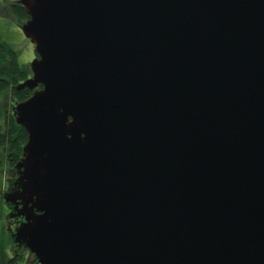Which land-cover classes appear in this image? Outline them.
<instances>
[{
	"label": "water",
	"instance_id": "1",
	"mask_svg": "<svg viewBox=\"0 0 264 264\" xmlns=\"http://www.w3.org/2000/svg\"><path fill=\"white\" fill-rule=\"evenodd\" d=\"M34 44L14 239L38 264H264V0H17Z\"/></svg>",
	"mask_w": 264,
	"mask_h": 264
},
{
	"label": "flooded vegetation",
	"instance_id": "2",
	"mask_svg": "<svg viewBox=\"0 0 264 264\" xmlns=\"http://www.w3.org/2000/svg\"><path fill=\"white\" fill-rule=\"evenodd\" d=\"M14 49L16 51V57H17L18 63L25 65L27 67V69L29 70V73L26 75V77L24 79L17 80V82L15 84H12L11 87H9L7 89H4V88L0 89V110H1L0 115H3L2 119H1V124H0V135L3 134L6 130V117H8V118L13 117L15 120L14 106L18 102H21V101L25 100L26 98H28L29 96H31V94L33 93V91L35 89L40 88V86L34 88L33 90H31L27 87L17 88L19 83H21L25 79L31 77L32 72H31L29 63L37 55H36V53L34 51V47H33V53L31 55V57L29 59H27L26 61H24V63H21L18 60L19 50L16 49L15 47H14ZM12 89L14 90V92H12ZM6 92L8 93L9 97L6 100V103L4 105H1L2 104L1 95L3 93H6ZM15 93H16V95H15ZM22 95L25 96L24 99H20V97ZM25 134H26V131H25ZM26 140H27V134H26ZM26 140H25V142H26ZM25 142L21 145V151L15 160L14 159L12 160L10 158V152L8 150H5V147L3 145H0V153L3 156V157H1V155H0V157L2 158V160H0V175H2L4 173V170H3L4 168L1 165L2 161H4V163H6V165H7L6 170H7V175H8L4 178V185H0V198H1L2 202H5V204L8 207V209H7L8 214L6 216V221L8 224V230L10 231L9 232L10 237H12L11 238L12 245H11V248L9 251L11 253V257L10 256L9 257L10 258H18L19 261H21L23 258V262H24V259L26 256H32L33 262H31L30 264H38L34 255L29 252L28 248L23 243L15 241L14 236H13L15 228L22 221L21 216H18V214H17V209L19 208V206L18 205L15 206L14 203H11L10 201H5L4 198H2L4 196V194H6V196H8L10 193H12L13 191L16 190V179L18 177V169L16 168V164L23 157L22 147L25 144ZM0 253L3 256L7 254V253H3L1 248H0Z\"/></svg>",
	"mask_w": 264,
	"mask_h": 264
},
{
	"label": "trees",
	"instance_id": "3",
	"mask_svg": "<svg viewBox=\"0 0 264 264\" xmlns=\"http://www.w3.org/2000/svg\"><path fill=\"white\" fill-rule=\"evenodd\" d=\"M4 3L6 4L5 8L13 16L17 25L22 24L28 18L24 7L17 0L4 1ZM28 73L27 67L18 63L14 47L10 43L0 40V89L11 87L17 80L24 79ZM12 92H14L13 89ZM24 97L22 95L20 99H24ZM25 140L24 129L15 122L13 117H6V130L0 135V145H3L5 150L10 152L12 160H15L19 155L21 145ZM0 264H19V259L5 258L0 253Z\"/></svg>",
	"mask_w": 264,
	"mask_h": 264
},
{
	"label": "rangeland",
	"instance_id": "4",
	"mask_svg": "<svg viewBox=\"0 0 264 264\" xmlns=\"http://www.w3.org/2000/svg\"><path fill=\"white\" fill-rule=\"evenodd\" d=\"M4 1L10 2L14 0H0V40L10 43L13 47L18 49L19 50L18 60L19 62L24 63V61H26L27 59L31 57L33 53L34 44H32L29 41V39H27L22 34L19 28L20 24L17 25L13 16H11L8 10L5 8L6 4L4 3ZM1 97H2L1 105H4L6 103L7 98L9 97L8 93L7 92L3 93ZM2 117L3 115H0V124H1ZM1 157L3 156L1 155ZM1 157H0V160H2ZM1 165L4 168L3 169L4 173L0 175V185H4V178L8 176L7 170H6L7 165L6 163H4V161H2ZM5 196L6 194H4V196L2 197L4 198V200H5ZM18 206L20 208V205ZM7 209H8L7 205L5 204V202H2L0 198V248L2 249L3 253L8 254V255L7 254L4 255L5 258H10L11 253L9 251L12 245V240H11L12 237H10V233H9L10 231L8 230V224L6 221V216L8 214ZM21 220L23 221L22 216H21ZM31 262H33L32 256H26L24 259V262L22 258V260L19 261V264H30Z\"/></svg>",
	"mask_w": 264,
	"mask_h": 264
}]
</instances>
